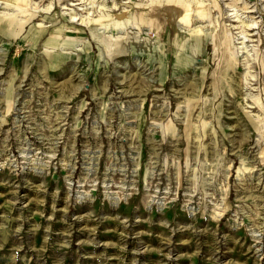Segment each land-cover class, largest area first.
<instances>
[{"label": "rangeland", "instance_id": "rangeland-1", "mask_svg": "<svg viewBox=\"0 0 264 264\" xmlns=\"http://www.w3.org/2000/svg\"><path fill=\"white\" fill-rule=\"evenodd\" d=\"M19 6L0 264H264V0Z\"/></svg>", "mask_w": 264, "mask_h": 264}, {"label": "bare ground", "instance_id": "bare-ground-1", "mask_svg": "<svg viewBox=\"0 0 264 264\" xmlns=\"http://www.w3.org/2000/svg\"><path fill=\"white\" fill-rule=\"evenodd\" d=\"M15 2V3H14ZM20 2H22V0H1L0 1V6L2 7V8H5V9H7V10H12V11H14V12H16V11H18V13H19V4H20ZM17 3V4H16ZM43 9V8H42ZM86 9V8H85ZM187 9V8H186ZM187 11V10H186ZM188 13V12H187ZM186 13V14H187ZM185 14V15H186ZM184 15V16H185ZM16 16H18V14H15V16H9V18L7 19V20H5V24L6 25H8V26H10V25H12L13 24V22H14V17H16ZM191 17V16H190ZM119 21V20H118ZM83 22V21H82ZM253 24V23H252ZM119 26V25H118ZM247 27V26H246ZM249 27V26H248Z\"/></svg>", "mask_w": 264, "mask_h": 264}]
</instances>
